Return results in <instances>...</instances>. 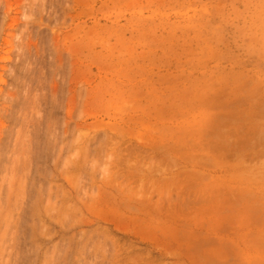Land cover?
Wrapping results in <instances>:
<instances>
[{
    "label": "rangeland",
    "instance_id": "374dc122",
    "mask_svg": "<svg viewBox=\"0 0 264 264\" xmlns=\"http://www.w3.org/2000/svg\"><path fill=\"white\" fill-rule=\"evenodd\" d=\"M0 144V264H264V0H0Z\"/></svg>",
    "mask_w": 264,
    "mask_h": 264
},
{
    "label": "bare ground",
    "instance_id": "6f19581e",
    "mask_svg": "<svg viewBox=\"0 0 264 264\" xmlns=\"http://www.w3.org/2000/svg\"><path fill=\"white\" fill-rule=\"evenodd\" d=\"M38 1H40V0H38ZM31 2H32V1H31ZM48 2H49V1H48ZM43 3H44V2H43ZM45 3H46V1H45ZM50 3H52V1H51ZM50 3H49V4H50ZM34 4H35V3H34ZM37 5H38V4H37ZM42 6H43V5H42ZM30 7H31V6H30ZM34 7H35V6H34ZM36 7H37V6H36ZM36 7H35V8H36ZM40 7H41V5H40ZM52 7H53V6H52ZM31 8H33V5H32ZM37 8H38V7H37ZM44 8H45V7H44ZM28 9H30V8H28ZM40 9H41V8H40ZM42 9H43V7H42ZM32 11H33V9H32ZM35 11H36V10H35ZM38 11H39V10H38ZM29 14H30V12H29ZM28 30H29V29H28ZM21 53H22V52H21ZM52 53H53V52H52ZM54 53H55V52H54ZM25 56H27V55H25ZM51 57H52V56H51ZM19 58H20V57H19ZM22 58H23V57H22ZM25 58H26V57H25ZM16 59H17V58H16ZM30 60H31V59H30ZM21 62H22V61H21ZM29 62H30V61H29ZM31 64H32V63H31ZM16 65H17V64H16ZM29 66H30V65H29ZM21 67H22V66H21ZM24 73H25V72H24ZM16 75H18V74H16ZM15 77H16V80H17V77H19V76H15ZM15 77L13 76V79H14ZM20 79H21V78H20ZM34 79H35V78H34ZM39 79H40V78H39ZM62 79H63V78H62ZM31 82H32V81H31ZM20 83L22 84V82H19V84H20ZM28 83H29V82H28ZM38 84H39V83H38ZM22 85L24 86V83H23ZM17 86H18V85H17ZM19 86H20V85H19ZM27 86H28V84H27ZM29 86H30V85H29ZM32 86H33V85H32ZM39 86H40V85H39ZM15 87H16V86H15ZM15 87H14V89H15ZM34 87H35V86H34ZM30 88H31V87H30ZM27 89H28V88H27ZM29 90H30V89H29ZM32 90H33V89H32ZM26 91H28V90H26ZM30 91H31V90H30ZM34 92H35V91H34ZM9 94H11V93H9ZM35 94H36V93H35ZM7 95H8V94H7ZM9 96H10V95H9ZM17 96H18V95H17ZM12 97L15 98L14 95H13ZM13 98H11V99L13 100ZM17 98H19V97H17ZM4 99H5V98H4ZM11 99H10V100H11ZM44 99H45V98H44ZM53 100H54V99H53ZM14 101H15V100H13V102H14ZM16 101H17V99H16ZM20 102H21V101H20ZM44 102H46V101H44ZM52 102H53V101H52ZM21 103H23V101H22ZM59 103H60V102H59ZM18 104H19V103H18ZM34 104H35V102H34ZM40 104H41V103H40ZM52 104H53V103H52ZM19 105L21 106V109H23V108H22V105H21V104H19ZM56 105H57V104H56ZM31 107H32V106H31ZM40 107H41V106H40ZM27 108H28V105H27ZM13 109H14V108H13ZM13 109H11V110H13ZM16 109H17V107H16ZM25 109H26V108H25ZM14 110H15V109H14ZM28 111H29V110H28ZM12 112H13V111H12ZM10 115H11V114H10ZM31 115H32V113H31ZM20 116H21V115H20ZM20 116H19V117H20ZM35 116H36V115H35ZM14 117H16V116H14ZM14 117H13V118H14ZM19 117H18V119H20ZM31 117H32V116H31ZM13 118H12V119H13ZM32 118H33V117H32ZM32 118H31V120H32ZM14 119H15V118H14ZM24 119H26V118H24ZM37 119H38V117H37ZM45 119H46V118H45ZM26 121H27V120H26ZM36 121H38V120H36ZM31 122H32V121H31ZM32 123H33L34 125L36 124L34 121H33ZM48 124H49V123H48ZM39 126H40V125H39ZM39 128H40V127H39ZM49 128H50V127H49ZM11 129H12V128H11ZM24 129H25V128H24ZM54 129H55V128H54ZM9 130H10V129H9ZM31 130H32V129H31ZM56 130H57V129H56ZM35 131H36V130H35ZM35 131H34V132H35ZM37 131H38V130H37ZM43 131H44V130H43ZM30 132H31V131H30ZM50 132H51V131H50ZM40 134H42V132H41ZM33 135H34V134H33ZM33 135H32V136H33ZM10 136H11V135H10ZM33 137H34V136H33ZM45 137H46V136H45ZM49 137H50V136H49ZM32 139H33V138H32ZM15 140H16V139H15ZM17 140H18V139H17ZM34 140H35V139H34ZM32 141H33V140H32ZM5 142H6V141H5ZM17 142H18V141H17ZM19 142H21V141H19ZM19 142H18V143H19ZM15 143H16V142H15ZM15 143H14V144H15ZM22 143H23V142H22ZM10 144H11V143H10ZM14 144H13V145H14ZM20 144H21V143H20ZM0 145H1V144H0ZM15 145H16V144H15ZM27 145H28V144H27ZM31 145H32V144H31ZM1 146H2V145H1ZM4 146H5V147H4L5 149L9 147V145H8V147H6V146H7L6 144H5ZM20 146H21V145H20ZM12 149H13L14 154H15L17 151H16L15 148H13V147H12ZM16 149H17V147H16ZM23 149H24V148H23ZM7 150H8V149H7ZM20 150H21V149H20ZM31 150H32V149L30 148L29 151H31ZM33 150H34V149H33ZM33 150H32V151H33ZM35 150H36V149H35ZM4 151L6 152V150H4ZM11 151H12V150H11ZM13 151H12V152H13ZM32 151H31V152H32ZM37 151H38V150H37ZM52 151H53V150H52ZM22 152H23V151H22ZM27 152H28V151H27ZM38 152H39V151H38ZM0 153H1V152H0ZM3 153H4V152H3ZM3 153H2V154H3ZM36 153H37V152H36ZM2 154H1V156H2ZM4 154H5V153H4ZM7 155H8V154H7ZM11 155H13V154L11 153ZM22 155H23V154H22ZM10 157H11V156H10ZM16 158H17V157H16ZM16 158H15V159H16ZM11 159H12V158H11ZM11 159H10V160H11ZM19 159H20V157H19ZM19 159H18V160H19ZM10 160H8V161L10 162ZM15 161H16V160H15ZM12 162H13V166H11V167H10L9 165H8V166H7V165L4 166V163H5V162L2 163V166H1V162H0V166H1L3 169L7 170V171H9L10 168H11V169L13 168V169L16 170V171L19 170V167H21V166H20V164H17V163H19L20 160H19L17 163L14 162V161H12ZM6 163H7V162H6ZM8 164H9V163H8ZM11 165H12V163H11ZM3 166H4V167H3ZM1 167H0V169H2ZM11 169H10V171H11ZM14 170H13V171H14ZM19 172H20V170H19ZM19 172H18V173H19ZM13 173H15V171H14ZM15 174H17V173H15ZM24 174H25V173H24ZM13 176H15V175H13ZM27 176H28V175H27ZM24 177H25V176H24ZM15 178H17V176H16ZM2 179H4V178H2ZM6 179H7V178H6ZM2 181H3V180H2ZM4 181H5V180H4ZM4 181H3V183H4ZM10 181H11V179H10ZM12 182H13V181H12ZM3 183H2V185H3ZM6 184H7V183H6ZM14 184H15V183H14ZM2 185H0V186H1V187H0V190H2V193H5V194H6L7 187H6V186H3V187H2ZM9 188H10V187H9ZM8 190H9V189H8ZM12 191H13V190H12ZM5 194H4V195H3V194H0L1 196H2V195L5 196V200H3L2 198H1V199H2L3 201H5V203H8V201H6V198L8 197V194H9V197H10V199H11V195H10L11 193L8 192L7 195H5ZM1 196H0V197H1ZM14 199H15V198H14ZM7 200H8V198H7ZM11 200H12V199H11ZM3 201H2V202H3ZM0 203H1V200H0ZM3 203H4V202H3ZM25 204H26V203H25ZM14 205H15V204H14ZM17 205H18V204H16V207H15V208H17ZM1 206H3V205H1ZM1 206H0V207H1ZM6 206H7V204L4 205L3 207L6 208ZM12 206H13V205H12ZM18 206H19V205H18ZM3 207H2V209H0V213H1V210H3V211H2V214H3L4 209H5V208L3 209ZM20 208H21V207H20ZM23 210H24V209H23ZM21 211H22V210H21ZM22 212H23V211H22ZM24 212H25V211H24ZM4 214H5V213H4ZM9 215H10V214H9ZM17 215H18V214H17ZM6 216H7V215H6ZM6 216H5V217H6ZM11 216H12V215H11ZM0 217H2L1 214H0ZM12 217H13V216H12ZM14 217H15V216H14ZM14 217H13V218H14ZM18 217H19V216H18ZM22 217H23V216H22ZM7 220H8V219H7ZM18 220H19V219H18ZM21 220H22V219H21ZM2 223H3V222H2ZM4 224H5V223H4ZM7 225H8V224H7ZM15 227H16V226H15ZM16 228H17V227H16ZM4 229H5V228H4ZM6 229H7V228H6ZM2 230H3V227H2ZM7 230H8V229H7ZM28 230H29V229H28ZM1 237H2V236H1ZM3 238H4V237H3ZM1 239H2V238H1ZM4 241H5V240H4ZM1 242H2V241H1ZM1 248H2V247H1Z\"/></svg>",
    "mask_w": 264,
    "mask_h": 264
}]
</instances>
